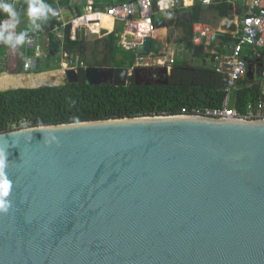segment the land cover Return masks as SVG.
Listing matches in <instances>:
<instances>
[{"label":"water","instance_id":"obj_1","mask_svg":"<svg viewBox=\"0 0 264 264\" xmlns=\"http://www.w3.org/2000/svg\"><path fill=\"white\" fill-rule=\"evenodd\" d=\"M148 70L84 75L126 87L152 84ZM0 264H264V120L137 117L0 134Z\"/></svg>","mask_w":264,"mask_h":264},{"label":"trees","instance_id":"obj_2","mask_svg":"<svg viewBox=\"0 0 264 264\" xmlns=\"http://www.w3.org/2000/svg\"><path fill=\"white\" fill-rule=\"evenodd\" d=\"M2 2L8 3L7 0ZM52 4L53 0H30L26 4V17L31 21L32 30L23 34L22 38L47 35L50 40L51 51L68 54L73 59L78 58L85 63L86 67L103 69H128L132 67L134 63L132 53L120 51L115 46L116 36L114 33L96 37L91 42L88 39L72 41L70 39L71 26L68 25L64 40H59L52 33L57 23V20L50 15ZM83 6H86L85 1L72 0L71 2V7H75L77 11ZM93 6L94 8L105 7L103 3L102 5L93 4ZM34 7L39 11L34 12ZM212 7L218 10L221 18L229 17L231 7L228 4H215ZM203 11L204 7L198 3L192 9L191 21L178 24L183 32L179 40L184 43L185 49L194 45L193 27L195 23L200 21ZM0 16L1 31L2 21L10 16L2 9H0ZM159 20L158 17L154 19L155 23ZM171 23H175V20H170ZM222 40L223 45H226L232 41V38L224 36ZM156 42V39L153 38V53L157 50ZM16 45L21 49V55H11V58L4 64L0 61V75L4 72L21 73L19 65L20 62L23 63L24 61L26 44L23 40L13 47ZM89 52L90 56H88ZM203 54L204 50L202 49L199 56H203ZM49 57L51 58V54ZM248 57L258 69L259 79L245 77L239 82V89L235 94L239 110L247 102L255 101L262 95L264 50L261 58L252 55ZM210 58L212 61L213 57ZM41 64L42 60H38L36 65L39 70L33 75L12 76L3 74L0 76V134L29 127L124 118L172 116L183 107L190 109L218 108L222 105L225 97L222 76L215 71L213 66H208L206 62L201 67L174 64L170 75H166L160 81L150 85H137L132 81L126 87L92 86L87 84L84 70H81L79 82L75 84L66 82L58 86L17 88L56 85L62 82L63 71H54L58 68H53L48 64L42 68L40 67Z\"/></svg>","mask_w":264,"mask_h":264},{"label":"built area","instance_id":"obj_3","mask_svg":"<svg viewBox=\"0 0 264 264\" xmlns=\"http://www.w3.org/2000/svg\"><path fill=\"white\" fill-rule=\"evenodd\" d=\"M7 2L17 12V16L14 19L8 17L2 21L0 50L5 47L12 50L13 45L20 41L19 27L23 19L24 5L22 0H7ZM198 3L206 7L215 4H228L231 8L242 9L243 12L241 15L236 13L238 24L236 30L231 33L232 41L224 46L217 45L221 35L219 30L205 23H197L193 27V43L194 45L201 44L204 51L213 57V67L223 78L225 97L222 105L218 108L190 109L183 107L172 116L264 120V74L261 80L262 95L259 99L247 102L239 110L235 98L239 82L247 77L248 56L260 58L264 49V0H126L107 5L104 8L86 5L78 11L71 6L69 8L58 7L51 10L52 17L57 20L52 33L62 41L65 38V30L68 25L71 26L70 39L72 41L103 37L102 31H106L107 35L114 33L116 36L115 46L120 51L137 55L136 61H144L153 55L151 52L149 58L139 57L140 49L145 46V40L153 38L158 32L154 19L161 13L190 9ZM5 23H7V27H5ZM26 41L33 42V38H27ZM64 57L67 59L63 64L65 72L74 70L80 73L81 70L87 68L85 63L78 58L73 59L68 54H64ZM158 63V65H162V68H166L170 75L172 66L167 64L168 60L158 59ZM33 67V63L26 61L23 66V75L31 73ZM139 67L149 68L150 65L148 63L136 64L129 71L133 72L135 68Z\"/></svg>","mask_w":264,"mask_h":264},{"label":"crops","instance_id":"obj_4","mask_svg":"<svg viewBox=\"0 0 264 264\" xmlns=\"http://www.w3.org/2000/svg\"><path fill=\"white\" fill-rule=\"evenodd\" d=\"M82 1H85L86 5H90V6H93V4H101L102 5V3H103L104 6H107V5L114 4L117 1L119 2V1H125V0H92V1H90V0H82ZM28 2H30V0H22V4L24 5V11L22 12V16H24V17H23L22 23H21V25L19 27V38H20L21 41L24 40L25 44H26L25 45L24 57H23L24 61H23V63L20 62V65H19L21 73L10 74L8 72H4L1 75L9 74V75H12V76H28V75H31V74H36V73H32L31 72L29 74L23 75L24 63L26 61H28L30 63L37 64L38 60H42L43 61V58H42L43 57L42 56V46L40 45V40L42 41V37H47L48 38V36L47 35H37V36H30V37L22 38L23 34H26V33L30 32L32 30L31 21H30V19L28 17H26L27 11H25L26 10V4ZM71 2H72V0H53V4L51 6V10L54 9V8H58V7L69 8L71 6ZM203 7H204V11H203V13L201 15L200 21L197 22V23H205V24H208V25L212 26L213 28L219 30L221 32V35H220L219 42H218L217 45L224 46L223 45L224 43H222L223 42L222 37H224V36H230V38L232 37L231 33H233L236 30V26L238 24V16L236 15V13H239L241 15L243 13L242 9H240L238 7L237 8H231L229 17L221 18L220 15H219L218 10L216 8H214L212 6H209V7L203 6ZM192 9L193 8L185 9V10H174V11L164 12L165 15H162L164 13H161L158 18L160 20H163V19L167 20L166 15H168V14H177V15L185 14V15L188 16L189 21H191ZM50 15H51V11H50ZM52 18H54V17H52ZM189 21H187V22H189ZM167 22H168V24H170V21L167 20ZM175 23H176V20H175ZM197 23H195V24H197ZM168 24H167V26H168ZM165 29H167V27L166 28H162L160 30H165ZM179 29H180V31H181V33L183 35L182 29L180 27H179ZM160 30H158V31H160ZM155 37L156 36H154L153 38H155ZM27 38H33V42L28 43L26 41ZM153 38H152V40H153ZM193 38H194V32H193ZM48 40H49V38H48ZM21 41H19V42H21ZM49 48H50V40H49ZM156 48H157V46H156ZM202 49L204 50V48H202ZM53 53H54V51L50 52L51 57H52ZM13 54L14 55H18V54L21 55V49L17 45L15 47H13L12 50L7 48V47L1 49L0 50V61L2 62V64L6 63L11 58V55H13ZM50 54H49V56H50ZM61 54L64 56V54L62 52H61ZM261 54H262V52H261ZM202 57H203L204 60L209 62L210 56L205 51H204V54H203ZM261 57H262V55H261ZM34 60H35V62H34ZM63 64L64 63H62V67H63ZM63 69H64V67H63ZM258 73H259V71H258ZM258 73L255 75V79H256V76H258Z\"/></svg>","mask_w":264,"mask_h":264},{"label":"rangeland","instance_id":"obj_5","mask_svg":"<svg viewBox=\"0 0 264 264\" xmlns=\"http://www.w3.org/2000/svg\"><path fill=\"white\" fill-rule=\"evenodd\" d=\"M92 1V0H90ZM162 15H165L162 14ZM167 20L170 21L171 19L176 20V23L168 24L167 29L160 30L156 32V44H157V50L153 53V55L144 61L135 60L132 66L138 65V64H146L148 63L150 67L148 69H151L153 71H159L160 68H162V65H158V59H162L165 61V59L168 60V65L174 66V64H187L195 67H201L204 65V62L207 63L208 66H213V62L211 60L206 61L203 59L202 56H195L194 55V47L195 45L188 47L185 49L184 43L180 42V38L182 36V33L178 27V24L181 22H187L189 21V18L185 14H168L166 15ZM69 18V14H68ZM96 37H92L89 41H94ZM42 42V43H41ZM40 45L42 46V64L40 67L44 68L47 66V64L53 68H58L54 71H63V80L60 84L66 83V75L65 71L62 67V63H65L67 59L61 54V52H54L52 57H49V54L51 52V49L49 48V40L47 37H42V41L40 40ZM90 56V52L88 54ZM35 62V60H34ZM167 66V65H166ZM143 68V67H139ZM131 68H128L130 70ZM38 69L37 65L34 63V67L32 70V73L36 72ZM43 73V72H42ZM40 74V73H39ZM33 75V74H31ZM259 79L258 76H256V79Z\"/></svg>","mask_w":264,"mask_h":264},{"label":"flooded vegetation","instance_id":"obj_6","mask_svg":"<svg viewBox=\"0 0 264 264\" xmlns=\"http://www.w3.org/2000/svg\"><path fill=\"white\" fill-rule=\"evenodd\" d=\"M141 75L145 81H149L152 83H155L156 81H160L161 79L165 77V74L162 70L155 72L151 69H149L147 72H144V74H141Z\"/></svg>","mask_w":264,"mask_h":264},{"label":"clouds","instance_id":"obj_7","mask_svg":"<svg viewBox=\"0 0 264 264\" xmlns=\"http://www.w3.org/2000/svg\"><path fill=\"white\" fill-rule=\"evenodd\" d=\"M0 9H2L4 12L8 13V15L13 19L17 16V12L14 11L13 7L8 3H3L2 0H0ZM37 11H39V9L35 8L34 12H37ZM7 26H8L7 23H5V27H7ZM5 183H7V181H5Z\"/></svg>","mask_w":264,"mask_h":264},{"label":"bare ground","instance_id":"obj_8","mask_svg":"<svg viewBox=\"0 0 264 264\" xmlns=\"http://www.w3.org/2000/svg\"><path fill=\"white\" fill-rule=\"evenodd\" d=\"M106 20V19H105ZM58 85V84H57Z\"/></svg>","mask_w":264,"mask_h":264}]
</instances>
